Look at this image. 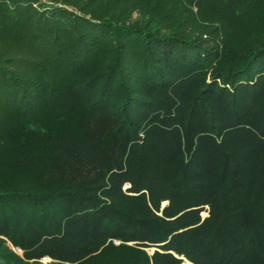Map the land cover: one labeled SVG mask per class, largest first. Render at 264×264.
Segmentation results:
<instances>
[{"label":"trees","instance_id":"16d2710c","mask_svg":"<svg viewBox=\"0 0 264 264\" xmlns=\"http://www.w3.org/2000/svg\"><path fill=\"white\" fill-rule=\"evenodd\" d=\"M47 258L264 264V0H0V264Z\"/></svg>","mask_w":264,"mask_h":264},{"label":"rangeland","instance_id":"374dc122","mask_svg":"<svg viewBox=\"0 0 264 264\" xmlns=\"http://www.w3.org/2000/svg\"><path fill=\"white\" fill-rule=\"evenodd\" d=\"M128 187H129V185H126V186H125V188H128ZM163 206H164V205H163ZM202 215H203V217L206 216L205 213H203ZM17 251H18L20 254H22V252H21L20 250H17ZM153 251H154V250H152V249H151V250H148V252H149L150 254H152ZM43 262H44L45 264H48V263L51 262V260L47 258V259H44ZM185 264H188V263L186 262Z\"/></svg>","mask_w":264,"mask_h":264},{"label":"crops","instance_id":"0c3cea01","mask_svg":"<svg viewBox=\"0 0 264 264\" xmlns=\"http://www.w3.org/2000/svg\"><path fill=\"white\" fill-rule=\"evenodd\" d=\"M163 205H164V206H166V205H167V203H164ZM164 206H163V207H164Z\"/></svg>","mask_w":264,"mask_h":264}]
</instances>
